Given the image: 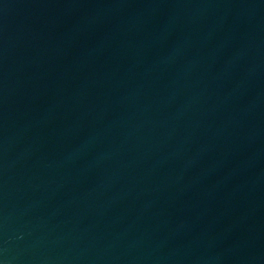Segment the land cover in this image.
<instances>
[{
    "label": "water",
    "instance_id": "obj_1",
    "mask_svg": "<svg viewBox=\"0 0 264 264\" xmlns=\"http://www.w3.org/2000/svg\"><path fill=\"white\" fill-rule=\"evenodd\" d=\"M0 264H264V0H0Z\"/></svg>",
    "mask_w": 264,
    "mask_h": 264
}]
</instances>
